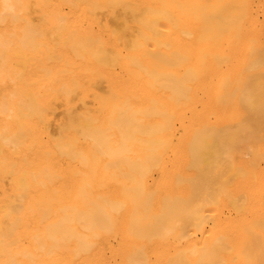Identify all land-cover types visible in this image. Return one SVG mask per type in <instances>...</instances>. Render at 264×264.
Wrapping results in <instances>:
<instances>
[{
  "label": "bare ground",
  "instance_id": "6f19581e",
  "mask_svg": "<svg viewBox=\"0 0 264 264\" xmlns=\"http://www.w3.org/2000/svg\"><path fill=\"white\" fill-rule=\"evenodd\" d=\"M237 2L0 0V264H264Z\"/></svg>",
  "mask_w": 264,
  "mask_h": 264
},
{
  "label": "rangeland",
  "instance_id": "374dc122",
  "mask_svg": "<svg viewBox=\"0 0 264 264\" xmlns=\"http://www.w3.org/2000/svg\"><path fill=\"white\" fill-rule=\"evenodd\" d=\"M247 1H248L249 3L252 2L251 4H253V5L250 6L249 3H248ZM262 2H263V3H262ZM238 3H239V4H238ZM243 4H244L246 7H245ZM237 5H239V7H241V6L243 5V6L241 7L243 10L245 9L243 14H245V12H246V13H247V16L249 15V12H250V11L248 12V9H249L248 7L250 6V9H251V7H252V9H251V14L247 17V19H248V18L250 19V23H251L252 26H250V29H249L250 32H251V33H250V39H251V40H249L250 43H249L248 45L244 44V45L242 46L243 48H241V45H240V47H238L239 54H240V52H241V54L243 53L242 56L246 59V57H245L244 55H246V54H247L246 52H248L249 55H247V57H251V58H249V60H248V58H247L246 61H245L244 59L242 60V57H241V61H242V63L240 62V64H239V62H238L239 60H238V59H239L240 57H238V59L236 60L238 63H235V62H234V64H238L237 67H235V65H233V64H232L233 66L230 64V65H231L230 67L232 68V71L235 72V74H234V72H233V73H232V72H229L230 70L228 71V68L231 69V68L229 67V63H228V66H227V64H225V63H223V65H222L223 67H226V66H227L226 68H224V70L226 69V71L223 70V74H224V75H227V77H228V74H229V73H230L229 77H231V74H232L233 76H236V71L239 70L238 73H237V74H238V76H237L238 79H236L235 77H231L232 80H230L229 77H228V78H227L226 76L223 77V81H224L223 83H225L226 85H227V84H230V85L232 84V85L234 86V87H233V86H232V87L235 88V89H236L237 85H236V83H235L236 86L234 85L233 80H234V82H235L236 80L238 81V82L236 81L237 84H238V90H236V91H237V92H236V95H238V96H235V98H237V99H236V100H235V99H232V101L235 100V101L237 102V103H236L237 105H236V108H235V109H238V110H235V112L238 111V114H239V111H240V113L242 112V113L240 114V115H242V116H240V119H239V118L236 117V116L238 115V114L236 113L237 115L235 114L234 116H235L237 119H235V117L232 118L233 120L235 119L236 121H237V120H241V118H243V116H244L245 114H246V115L249 114L248 112L246 113V110H247V111H248V110L252 111L251 108H250V109H249V108L246 109V107H245L244 105H247V104H243V103H242L243 100H242V98H240V95H242V90L245 89L244 84L247 83V84H246L247 89L249 88L250 85H251L250 88L253 89L254 87H257V85L255 84L256 81H257L256 83H258V81H259V82H261V81L263 82V79H264V78H263V77H264V72H262V73L257 72V73H256V71H255V70H258V69H260V70H258V71H261V70L264 71V70H263V69H264V67H263V66H264V64H263V62H264V57H263V56H264V51H263V50H264V0H263V1H262V0H245V1H244V0H238ZM239 7H238V9H237V12H242V9L240 8V10H239ZM247 8H248V9H247ZM240 17H241V16H240ZM245 19H246V18H245ZM243 20H244V19H243ZM239 21L241 22V18L239 19ZM251 21H252V22H251ZM244 46H247V47H244ZM248 46H250V47H248ZM240 48H241V49H244V51H245V49H246V52L241 51ZM247 48H248V50H247ZM259 48H260V49H259ZM253 49H254V50H253ZM251 50H252V52L250 53ZM259 50H260L261 52H260ZM259 53H260V55H259ZM241 54H240V55H241ZM261 54H263V55H261ZM257 56H258V57H257ZM259 56H260L261 58H260ZM256 57H257L259 60H262V61H261L262 64H261L260 62H258V63L256 62L257 65H256V68H255V63H254V65H253L252 62H254L255 59L258 61V59H257ZM243 61L245 62V64L243 63ZM250 63H251L250 66H252V69H250V68H251V67L249 66ZM259 64H260V66L257 67ZM239 65H242V66L240 67ZM261 66H262V69L260 68ZM233 67H234V68H233ZM236 68H239V69H236ZM245 68H246V69H245ZM247 68L250 70V73H252L251 76H253L254 78H253V77H249V76H250V75H249L250 73L248 74V72H247V71H248ZM254 68H255V69H254ZM243 70H245V71H243ZM252 70H253V71H252ZM227 71H228L229 73H228ZM224 72H225L226 74H225ZM240 72H241V73H240ZM255 73H256L257 75L259 74L260 77L263 76V77H262L263 79L260 78L259 75H258V77L261 79V81H260V79H259V80H256L258 77H257V75H256ZM262 74H263V75H262ZM255 77H257V78H255ZM225 78H227V79H225ZM252 78H253V79H252ZM246 80H248L249 82L251 81V82L249 83V82L246 81ZM254 80H255V81H254ZM244 82H245V83H244ZM262 82H261V83H262ZM248 83H249V84H248ZM251 83H252V84H251ZM261 83H260V85H258L260 88H261V85H262ZM263 83H264V82H263ZM230 85H228L229 88H227V90L231 89V90L233 91V88L230 87ZM247 85H248V86H247ZM253 85H256V86H253ZM226 87H227V86H226ZM262 87H264V84H263ZM224 88H225V87H224ZM257 88H258V87H257ZM260 88H259V89H260ZM235 89H234V90H235ZM241 89H242V90H241ZM247 89L245 90V93H246V94L249 93V92L247 91ZM223 90H224V89H223ZM227 90H226V88H225V91H226L227 94H228V92H229L230 90H229V91H227ZM248 90H249V89H248ZM255 90H257V89L255 88ZM225 91H224V92H225ZM232 91H231V92H232ZM226 92H225V93H226ZM233 92H234V91H233ZM243 92H244V91H243ZM257 92H258V90H257ZM260 92L262 93V95H261ZM263 92H264V90H263ZM263 92H262V90H260V91L258 92V93H260V96H258V99L261 100V96H262V98H263V100L259 101V104L262 103V102L264 103V97H263V94H264V93H263ZM225 93H224V94H225ZM245 93L243 94L244 96H245ZM250 93H251V92H250ZM250 93H249V94H250ZM224 94L222 93V95H224ZM252 94H253V95H252ZM252 94H251L252 96H249V97H253L254 95H255V97H256V94H257V93H256V94L252 93ZM230 95H231V94H229V96H230ZM243 95H242V96H243ZM258 95H259V94H258ZM224 96H226V94H225ZM229 96H227V97H229ZM244 96H243V97H244ZM232 97H234V96H232ZM223 98H224V97H223ZM223 98H222V99H223ZM247 98H248V97H246V99H247ZM224 99H225V98H224ZM224 99H223V100H224ZM230 99H231V98L229 97L228 100H227V104H228V106H229L230 103H232ZM239 99H241V100H239ZM252 99H253V98H252ZM223 100H222V101H223ZM225 100H226V99H225ZM237 100H238V101H237ZM247 100L249 101V100H251V99H247ZM228 101H230V102H228ZM235 101H234V102H235ZM240 101H241V103H242L243 105H242V104H239ZM245 101H246V100H245ZM225 102H226V101H225ZM234 102H233V103H234ZM233 103H232V104H233ZM247 103H248V102H247ZM251 103H252V102H251ZM263 103L260 104L261 107L257 104V105H258V108H259L258 110H257V105L254 106L255 109L257 110V112L260 111V112H258V113H260V114H258L256 111H254V114H255V115L257 114V115L255 116V117H257V118H254V116H253L251 113H250V116L252 115L251 117H250V116H247V117H245V118H246V119H247V118H251V119H252V117H253V118L255 119L254 121H258V122L261 121V123L264 122V120H263V119H264V112H263V109H264V108H262V107H264V104H263ZM223 104H224V102H223ZM227 104L225 103L224 105L227 106ZM262 105H263V106H262ZM226 106H224V108H226ZM234 106H235V104L233 105V107H234ZM249 106H250V105H249ZM249 106H248V107H249ZM243 107H245V108H243ZM250 107H251V106H250ZM254 107H253V108H254ZM227 108H228V109H232V105H231V108H230V106L227 107ZM227 108H226V109H227ZM253 108H252V109H253ZM260 108H261L262 110H260ZM255 109H253V110H255ZM255 112H256V113H255ZM252 113H253V112H252ZM262 113H263V115H262ZM259 115H260V116H259ZM238 116H239V115H238ZM258 117H259V119H258ZM261 117H263V118L261 119ZM245 118H243V119H245ZM243 119H242V121H243ZM246 119H245V120H246ZM260 119H261V120H260ZM248 120H250V119H248ZM248 120H246L247 122L245 121V123H247L246 125H248V122H249ZM234 122H235V121H233L232 124L235 125L236 122H235V123H234ZM258 122H257V123L254 122V123H256V125L258 124V126H260L261 123L259 124ZM237 123H241V122L238 121ZM245 123H244V124H245ZM241 124H242V123H241ZM241 124H240V125H241ZM244 124H242V126H245ZM240 125H237V126H240ZM249 125H250V122H249ZM251 125L253 126V124H251ZM251 125L249 126L250 128L252 127ZM254 125H255V124H254ZM256 125H255V126H256ZM262 125H263V123H262ZM262 125L260 126V127H262V128H260V127H258V126L256 127V128H260V130L258 129L259 131H256V133H257V134L259 133L260 135L262 134L261 136L264 137V136H263V135H264V130H263V129H264V128H263L264 125H263V126H262ZM237 126H236V127H237ZM236 127H235V128H236ZM242 128H243V127H241V128L238 127V129H241V130H242ZM245 128H246V127H245ZM252 128H254V127H252ZM256 128H255V129H256ZM224 129H225V128H224ZM236 129H237V128H236ZM243 129H244V128H243ZM246 129L248 130L249 128L247 127ZM252 130H253V132H254V129H251V130L249 129V131H252ZM256 130H257V129H256ZM253 132H251V134H252ZM256 133H255V134H256ZM253 134H254V133H253ZM253 134H252V135H253ZM259 134H258V135H255V136H259ZM253 136H254V135H253ZM253 136H252V137H253ZM252 137H251V138H252ZM249 138H250V137H249ZM253 138H254V137H253ZM260 138H261V137H260ZM257 139H258V138H257ZM257 139H256V140H257ZM261 139H262V138H261ZM261 139H259V140L262 142V141L264 140V138H263L262 140H261ZM252 140H253V139H252ZM252 140H249V142L252 143V144L256 143V142H254V141L252 142ZM260 141H259L260 144L257 142L259 146L261 145V146H260L261 149H260V150L258 149V150H259V151H262V149H264V141H263L262 143H261ZM243 145H244V144H243ZM256 145H257V144H256ZM262 145H263V146H262ZM240 147H242V145L238 147L239 150H238V148H237V152L243 151V149L240 150ZM254 147H255V146H254ZM245 151H246V150H245ZM245 151H244V152H245ZM237 152H236V153H237ZM258 153H259V152H258ZM244 154H245V153H244ZM236 156H237V155H236ZM238 156H239V153H238ZM246 156L249 157L250 155H249V156L246 155ZM240 157H241V156H240Z\"/></svg>",
  "mask_w": 264,
  "mask_h": 264
}]
</instances>
